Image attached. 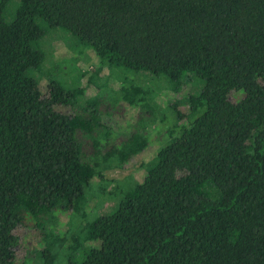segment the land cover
I'll use <instances>...</instances> for the list:
<instances>
[{"label":"trees","instance_id":"1","mask_svg":"<svg viewBox=\"0 0 264 264\" xmlns=\"http://www.w3.org/2000/svg\"><path fill=\"white\" fill-rule=\"evenodd\" d=\"M10 1L0 2V264H17L18 229L43 234L40 264H60L70 239L81 260L61 264H264V0H20L6 21ZM39 19L93 51L96 88L106 67L145 72L149 82V73L165 75L175 91L189 72L202 82L187 112L173 103L169 139L144 163L146 175L91 223L85 190L103 174L84 160L76 133L99 128L98 111L76 83L51 80L43 96L30 75L45 60L35 48L45 35ZM120 93L152 109L150 84L123 82ZM149 144L135 132L105 159L122 166ZM65 209L82 217L76 236L55 229Z\"/></svg>","mask_w":264,"mask_h":264},{"label":"rangeland","instance_id":"2","mask_svg":"<svg viewBox=\"0 0 264 264\" xmlns=\"http://www.w3.org/2000/svg\"><path fill=\"white\" fill-rule=\"evenodd\" d=\"M19 5L20 0L10 1L3 14L6 21L14 19ZM38 23L43 28L45 35L35 44V48L45 54V60L39 68L30 70V75L40 80L43 96L49 95L51 80L65 86L67 90L74 88L76 83V86H81L85 90L84 97L81 98L83 100L93 98L92 101L96 104L95 108L98 111L94 126L99 125V128L96 130L94 128L91 133L82 130H78L76 133L77 140L85 149L83 150L84 160L89 162L96 172L103 174V178L95 177L93 187L90 185L85 190L88 199L86 198V205H84L88 216L84 223H91L99 216L112 214L126 193L146 175L147 169L144 163L152 160L157 152L155 151L157 146H162L169 139L168 130L175 122L172 116L173 103L179 102L181 104L179 109L187 112L189 109L186 103L187 98L190 94L200 92L202 82L199 77L189 72L186 75H190V77L186 76L180 89L175 91L170 87L169 80L165 75L149 73L151 77L149 82L146 76L139 75L145 72L134 73L123 68L113 67L110 69L106 67L97 78V84L98 81L101 82L97 89L89 83L92 69L98 64V59L93 51L90 48L83 49L80 40L71 31L62 27H50L42 19H39ZM81 69L87 71L88 74L78 81ZM126 72L132 75L128 74V77ZM123 82L126 85L143 86L144 83L151 85L153 100L150 104L152 109L148 114L147 108L131 106L122 99L120 92ZM234 97L238 96L233 95V99H235ZM75 108L78 111L81 110L79 104H76ZM153 108L155 115H152ZM92 109L94 108H90V110ZM65 110L74 113V108L71 106L65 107ZM80 114L91 118L88 113ZM163 114H167L168 119H172L173 123L163 122ZM135 132L146 134L150 144L145 151L131 157L122 166L118 165L115 158H112L113 160L105 159L107 152L116 150ZM96 143L99 145L95 148ZM104 185L106 191L102 187ZM75 209L77 210V208ZM75 214V210L72 209L60 211L59 218L63 225H56V231L65 234L71 227V233L75 235L74 232L79 231L82 221V217L80 215L74 217ZM18 234L21 236V244L17 250V264H40L41 259L34 252L44 247L43 234L41 235L40 231L36 229L28 231L18 229ZM71 237L73 236L71 235L69 238ZM71 245L72 240L70 239L65 244L66 251H63V255L59 259L60 264L66 259L69 261L79 258L83 249L82 245L80 249L72 250L70 248L68 250V246Z\"/></svg>","mask_w":264,"mask_h":264}]
</instances>
